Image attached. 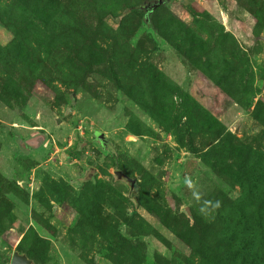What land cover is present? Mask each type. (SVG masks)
<instances>
[{
  "label": "rangeland",
  "instance_id": "374dc122",
  "mask_svg": "<svg viewBox=\"0 0 264 264\" xmlns=\"http://www.w3.org/2000/svg\"><path fill=\"white\" fill-rule=\"evenodd\" d=\"M259 36L264 0H0V264H264Z\"/></svg>",
  "mask_w": 264,
  "mask_h": 264
},
{
  "label": "water",
  "instance_id": "95a60500",
  "mask_svg": "<svg viewBox=\"0 0 264 264\" xmlns=\"http://www.w3.org/2000/svg\"><path fill=\"white\" fill-rule=\"evenodd\" d=\"M158 3H159V0H158ZM258 38L264 40V36H259ZM115 174L119 177L121 176V173L119 171H115ZM184 212L185 214H188V209L184 208ZM10 264H31V263L24 255L13 252L10 258Z\"/></svg>",
  "mask_w": 264,
  "mask_h": 264
},
{
  "label": "clouds",
  "instance_id": "9594fccd",
  "mask_svg": "<svg viewBox=\"0 0 264 264\" xmlns=\"http://www.w3.org/2000/svg\"><path fill=\"white\" fill-rule=\"evenodd\" d=\"M216 207H219V203L217 202Z\"/></svg>",
  "mask_w": 264,
  "mask_h": 264
}]
</instances>
